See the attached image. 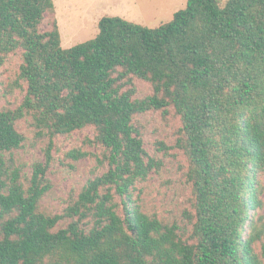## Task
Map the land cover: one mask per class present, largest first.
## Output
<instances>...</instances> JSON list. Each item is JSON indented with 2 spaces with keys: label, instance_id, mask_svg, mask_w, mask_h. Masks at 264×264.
<instances>
[{
  "label": "trees",
  "instance_id": "1",
  "mask_svg": "<svg viewBox=\"0 0 264 264\" xmlns=\"http://www.w3.org/2000/svg\"><path fill=\"white\" fill-rule=\"evenodd\" d=\"M98 28L64 48L54 0H0V66L20 54L25 91L0 109V264H264V0H187L157 27L107 15ZM138 80L153 92L138 96ZM149 111L180 118L190 227L136 197V183L162 165L135 124ZM28 116L50 142L25 184L6 160L25 145L17 125ZM88 126L108 168L48 215L40 203L52 188L53 139Z\"/></svg>",
  "mask_w": 264,
  "mask_h": 264
},
{
  "label": "rangeland",
  "instance_id": "2",
  "mask_svg": "<svg viewBox=\"0 0 264 264\" xmlns=\"http://www.w3.org/2000/svg\"><path fill=\"white\" fill-rule=\"evenodd\" d=\"M226 1L221 0V4ZM54 3L62 46L70 48L94 38L99 32L98 22L103 16H120L135 23L157 27L171 20L175 12L186 6L187 0H54ZM49 18L46 14L42 30L49 28ZM21 62L20 54H12L0 66V109L15 108L24 99V89L15 82ZM137 87L140 97L153 92L151 84L146 81L138 80ZM33 124L29 116L18 122L17 127L27 137V141L23 148L14 152L12 160L9 159L10 155L5 159L7 166L21 169L25 184L32 175L35 163L47 161L46 150L50 142L47 137H37V128ZM135 124L144 136V146L149 156L162 163L147 180L136 183L135 194L139 204L146 212L157 214L167 223L176 222L185 228L190 227L188 218L194 213V208L192 189L187 178L188 161L175 146L180 118L173 111H149L137 116ZM95 135L93 126H88L53 139L52 159L46 174L52 188L40 203L41 211L48 215L63 214L78 198L88 180L107 170V152L95 142ZM161 143L168 148L162 149ZM74 150L85 155L76 160L72 155ZM260 183L263 186V208L259 209V213L264 214V172L260 175ZM68 221L63 220L61 223L66 225ZM258 250H261L260 243Z\"/></svg>",
  "mask_w": 264,
  "mask_h": 264
}]
</instances>
